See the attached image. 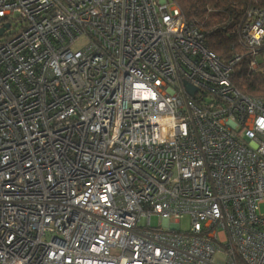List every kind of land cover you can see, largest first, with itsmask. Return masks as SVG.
<instances>
[{
	"label": "built area",
	"instance_id": "obj_1",
	"mask_svg": "<svg viewBox=\"0 0 264 264\" xmlns=\"http://www.w3.org/2000/svg\"><path fill=\"white\" fill-rule=\"evenodd\" d=\"M1 30L0 264H264V99L234 83L263 16L228 61L174 0H0Z\"/></svg>",
	"mask_w": 264,
	"mask_h": 264
},
{
	"label": "trees",
	"instance_id": "obj_2",
	"mask_svg": "<svg viewBox=\"0 0 264 264\" xmlns=\"http://www.w3.org/2000/svg\"><path fill=\"white\" fill-rule=\"evenodd\" d=\"M174 1L180 5L185 19L204 34L206 46L224 61L249 51L241 39L242 29L246 23L264 17V0ZM240 65L234 74L236 87L245 94L264 99V67L253 72L246 59Z\"/></svg>",
	"mask_w": 264,
	"mask_h": 264
},
{
	"label": "rangeland",
	"instance_id": "obj_3",
	"mask_svg": "<svg viewBox=\"0 0 264 264\" xmlns=\"http://www.w3.org/2000/svg\"><path fill=\"white\" fill-rule=\"evenodd\" d=\"M77 46L80 47L81 44L78 43ZM260 56H263V57H264V50L261 51V54L259 55V57H260ZM263 60H264V58H263ZM262 210H263V212H264V204L262 205ZM152 222H153V224L156 226V225L158 224V217H157V216H153V218H152ZM189 222H190L189 217H185V218H183L182 221H181V226H182V228L189 227ZM219 254H220V253H218V255H219Z\"/></svg>",
	"mask_w": 264,
	"mask_h": 264
},
{
	"label": "water",
	"instance_id": "obj_4",
	"mask_svg": "<svg viewBox=\"0 0 264 264\" xmlns=\"http://www.w3.org/2000/svg\"><path fill=\"white\" fill-rule=\"evenodd\" d=\"M0 33H2V30L0 31ZM185 87H186V89L189 91V93L191 95H195V93L197 92V88L196 87H193L188 82L185 83Z\"/></svg>",
	"mask_w": 264,
	"mask_h": 264
},
{
	"label": "flooded vegetation",
	"instance_id": "obj_5",
	"mask_svg": "<svg viewBox=\"0 0 264 264\" xmlns=\"http://www.w3.org/2000/svg\"><path fill=\"white\" fill-rule=\"evenodd\" d=\"M9 25H7L6 27H8Z\"/></svg>",
	"mask_w": 264,
	"mask_h": 264
},
{
	"label": "crops",
	"instance_id": "obj_6",
	"mask_svg": "<svg viewBox=\"0 0 264 264\" xmlns=\"http://www.w3.org/2000/svg\"><path fill=\"white\" fill-rule=\"evenodd\" d=\"M263 211V210H262Z\"/></svg>",
	"mask_w": 264,
	"mask_h": 264
}]
</instances>
